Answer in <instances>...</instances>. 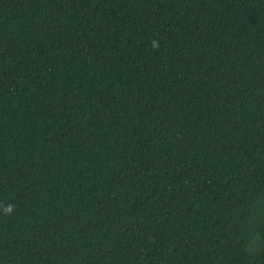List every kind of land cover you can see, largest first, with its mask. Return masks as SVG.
Wrapping results in <instances>:
<instances>
[{
  "label": "trees",
  "instance_id": "trees-1",
  "mask_svg": "<svg viewBox=\"0 0 264 264\" xmlns=\"http://www.w3.org/2000/svg\"><path fill=\"white\" fill-rule=\"evenodd\" d=\"M0 264H264V0H0Z\"/></svg>",
  "mask_w": 264,
  "mask_h": 264
},
{
  "label": "clouds",
  "instance_id": "clouds-1",
  "mask_svg": "<svg viewBox=\"0 0 264 264\" xmlns=\"http://www.w3.org/2000/svg\"><path fill=\"white\" fill-rule=\"evenodd\" d=\"M154 46H156V45H154Z\"/></svg>",
  "mask_w": 264,
  "mask_h": 264
}]
</instances>
